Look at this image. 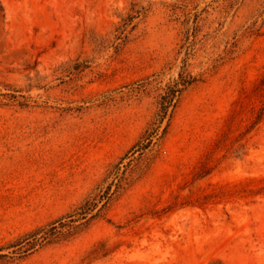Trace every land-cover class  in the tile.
<instances>
[{
  "label": "rangeland",
  "instance_id": "rangeland-1",
  "mask_svg": "<svg viewBox=\"0 0 264 264\" xmlns=\"http://www.w3.org/2000/svg\"><path fill=\"white\" fill-rule=\"evenodd\" d=\"M0 264H264V0H0Z\"/></svg>",
  "mask_w": 264,
  "mask_h": 264
},
{
  "label": "trees",
  "instance_id": "trees-1",
  "mask_svg": "<svg viewBox=\"0 0 264 264\" xmlns=\"http://www.w3.org/2000/svg\"><path fill=\"white\" fill-rule=\"evenodd\" d=\"M192 81L183 72L179 74L176 83L169 89L166 95L162 96L160 101V119L168 114L170 105H174V98L181 93L182 89ZM152 136L148 138L146 143L137 142L130 151H134L138 147L139 151L149 146ZM119 165L117 166L116 177L104 189H100L95 195L86 196L79 204L66 214L41 225L35 226L28 231L20 234L8 247H13L18 253H26L46 243L55 241L60 237L71 236L80 231L92 219L102 216L108 208L109 203L114 194L121 186V176L119 174Z\"/></svg>",
  "mask_w": 264,
  "mask_h": 264
}]
</instances>
